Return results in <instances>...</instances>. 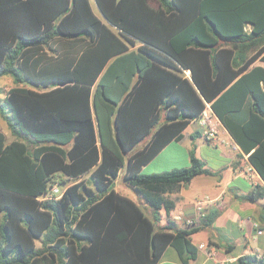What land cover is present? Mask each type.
Returning a JSON list of instances; mask_svg holds the SVG:
<instances>
[{
  "label": "trees",
  "instance_id": "16d2710c",
  "mask_svg": "<svg viewBox=\"0 0 264 264\" xmlns=\"http://www.w3.org/2000/svg\"><path fill=\"white\" fill-rule=\"evenodd\" d=\"M257 59L264 0H0V78L14 83L0 115L15 137L0 131V264H157L168 246L189 264L215 213L181 229L169 193L213 171L194 151L186 167L142 168L210 103L264 198ZM125 164L144 206L114 186ZM55 183L64 193L46 198Z\"/></svg>",
  "mask_w": 264,
  "mask_h": 264
},
{
  "label": "crops",
  "instance_id": "0c3cea01",
  "mask_svg": "<svg viewBox=\"0 0 264 264\" xmlns=\"http://www.w3.org/2000/svg\"><path fill=\"white\" fill-rule=\"evenodd\" d=\"M250 26L248 24L247 28ZM254 66L264 67V61L257 59L251 68ZM185 73L190 75L189 70ZM182 134L181 139L169 142L144 165L142 172L189 166L191 151L213 171V174H199L169 193L175 202L170 214L181 229L196 227L203 216L215 213L213 223L194 232L191 239L197 247L200 243L214 245L216 254L209 256L205 249L198 247L197 257L189 264H239L240 256L264 250V236H257L255 230L256 223L264 225V198H251L255 185L263 180L248 160L250 153L242 150L223 124L215 141L206 139L205 128L197 118ZM162 215L164 224V210ZM190 220L192 223L188 224ZM157 264L183 263L175 248L168 246Z\"/></svg>",
  "mask_w": 264,
  "mask_h": 264
},
{
  "label": "built area",
  "instance_id": "2783aa9c",
  "mask_svg": "<svg viewBox=\"0 0 264 264\" xmlns=\"http://www.w3.org/2000/svg\"><path fill=\"white\" fill-rule=\"evenodd\" d=\"M200 122V124L205 128V137L206 139L210 141H215L218 129L220 125L223 123L217 116V114L214 112L213 108L211 107L210 103L206 104V107L200 114V116L197 118ZM64 188L61 187L59 183H55L45 194L46 198H59L64 193ZM201 208V205H199ZM192 221L190 220L188 224H191ZM255 230L257 236H264V225H261L260 223L255 224ZM199 248L205 249L209 256H214L216 254V247L214 245H207L205 243H200L198 245ZM259 259H264V250L257 249L254 254Z\"/></svg>",
  "mask_w": 264,
  "mask_h": 264
},
{
  "label": "rangeland",
  "instance_id": "374dc122",
  "mask_svg": "<svg viewBox=\"0 0 264 264\" xmlns=\"http://www.w3.org/2000/svg\"><path fill=\"white\" fill-rule=\"evenodd\" d=\"M155 4V2H154ZM14 85L12 78L11 77H1L0 78V86L4 87L6 90H8L10 87H12ZM165 121V113L162 112V118H161V122ZM160 124V123H159ZM157 124L155 128H157V126L159 125ZM0 131H2L5 136H6V142H11L15 137L11 134L10 128L8 126V124L6 123V121L3 119V117L0 115ZM150 136L146 137L145 139H143L136 148H141L148 140H149ZM125 169H126V164L122 167L118 178L115 180L114 182V186L115 188L122 192L123 194H126L130 197H132L134 200H136L137 202L141 203L142 206H144V202L143 199L139 196V194L130 186L128 185L125 180H124V173H125ZM146 173V172H144ZM90 186L93 187L92 184H90Z\"/></svg>",
  "mask_w": 264,
  "mask_h": 264
}]
</instances>
